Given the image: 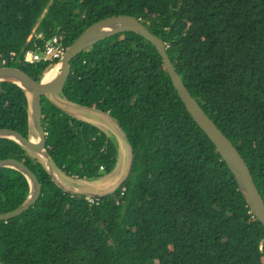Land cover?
Returning a JSON list of instances; mask_svg holds the SVG:
<instances>
[{"label": "trees", "instance_id": "trees-1", "mask_svg": "<svg viewBox=\"0 0 264 264\" xmlns=\"http://www.w3.org/2000/svg\"><path fill=\"white\" fill-rule=\"evenodd\" d=\"M119 14L138 17L167 43L185 85L238 149L264 201V0H0V51L23 52L34 30L63 34L69 46L93 22ZM12 65L37 80L49 68ZM60 96L108 111L134 147L133 168L113 194L89 204L53 179L42 155L0 138V158L24 161L42 184L34 205L0 222L1 262L264 264V226L149 40L124 31L88 47L73 59ZM68 109L41 97L51 162L80 181L102 180L116 164V145L103 127ZM0 127L33 135L26 90L10 81H0ZM29 192L22 172L0 167V214Z\"/></svg>", "mask_w": 264, "mask_h": 264}, {"label": "water", "instance_id": "water-1", "mask_svg": "<svg viewBox=\"0 0 264 264\" xmlns=\"http://www.w3.org/2000/svg\"><path fill=\"white\" fill-rule=\"evenodd\" d=\"M124 31L136 32L149 40L156 47L162 56L173 85L176 88L178 95L184 102L187 110L213 142L221 156V159L225 162L226 166L234 176L238 189L242 193L250 211L264 226V201L254 183L251 171L249 170L245 160L239 153L238 149L217 127L211 116L206 113L185 85L176 69L175 64L172 62L167 52V43L160 36L153 33L149 27H147L138 17L134 15H112L97 20L89 25L77 37H75L72 43L68 46L63 59L58 65V72L52 77L47 78L45 74L40 80H37L20 67L0 66V81H10L16 83L26 90L31 127L36 132L35 136L32 135V137H28L14 128L0 127V138L15 140L28 150L42 155L44 161L48 165L53 179L68 192L91 195L94 197H104L113 194L125 182L133 168L134 147L132 143L119 122L108 111L72 102L60 96V92L64 89L71 76L73 59L79 53L107 37ZM42 95H48L51 100L60 107L72 110L83 109L95 112L107 119L109 123L114 126L118 134L126 142L129 149L128 168L123 178L114 187L101 192H80L64 185L56 176L48 154L51 134L41 113ZM71 113L73 112L71 111ZM0 167L14 168L22 172L30 183V192L26 199L15 209L7 211V213L0 214V222H8V220L21 215L38 201L42 193V184L32 168L20 159L15 157L0 158ZM0 264L5 263L0 261Z\"/></svg>", "mask_w": 264, "mask_h": 264}, {"label": "built area", "instance_id": "built-area-1", "mask_svg": "<svg viewBox=\"0 0 264 264\" xmlns=\"http://www.w3.org/2000/svg\"><path fill=\"white\" fill-rule=\"evenodd\" d=\"M29 47L18 53L14 49H4L0 51V66H10L11 63L38 64L47 63L48 70L45 74L54 68H58L63 59L68 46L65 43L63 34H55L46 37L42 32L34 30L28 37ZM104 169V166H101ZM89 204H100L101 197L85 195Z\"/></svg>", "mask_w": 264, "mask_h": 264}, {"label": "rangeland", "instance_id": "rangeland-1", "mask_svg": "<svg viewBox=\"0 0 264 264\" xmlns=\"http://www.w3.org/2000/svg\"><path fill=\"white\" fill-rule=\"evenodd\" d=\"M25 64H27V63H25ZM73 110H71V111L78 118H82V119H85V120L92 121V122H94L96 124H99L101 127H103L104 131L108 135L111 136L112 140L114 141V143L116 145L117 161H116V164L113 167V170L110 173H108L107 176L105 175L104 179H105L106 182H108L107 183L108 185L112 184V183H115V182H118L120 177H121V175H119V174L122 172L123 168H124V173H125V171H126V169H125L126 168V163L129 160V150L127 148L126 142L118 134V132L114 128V126L111 125L109 123V121L107 119H105L104 117H102L101 115L96 114L95 112H92V111H89V110H83V109H73ZM122 178H123V176H122ZM97 180L99 182H103L104 181V180H101V178H98V179H93V180H85V182H87V184H89V185H94L96 183H99Z\"/></svg>", "mask_w": 264, "mask_h": 264}, {"label": "crops", "instance_id": "crops-1", "mask_svg": "<svg viewBox=\"0 0 264 264\" xmlns=\"http://www.w3.org/2000/svg\"><path fill=\"white\" fill-rule=\"evenodd\" d=\"M31 131H32L33 135L35 136V134H36L35 130L32 128ZM127 148H128V146H127ZM128 163H129V160L126 163V168H125L126 170L128 168ZM53 169H54V171L56 173V176L60 179V181L64 185H67L68 187H70V188H72V189H74L76 191H80V192H101V191H107V190L111 189L112 187H114L122 179V176H124L125 173H126V171L124 173V168H123L122 172L119 174V175H121L119 181L115 182V183H112V184H109V185L107 184L108 182H106L105 179H102V180H104L103 182H99L97 180L99 183H96L94 185H89V184H87V182L80 181V179H77V176H75V175L70 177L63 170H60L58 168L55 169L54 166H53ZM104 169H105V167H104Z\"/></svg>", "mask_w": 264, "mask_h": 264}, {"label": "bare ground", "instance_id": "bare-ground-1", "mask_svg": "<svg viewBox=\"0 0 264 264\" xmlns=\"http://www.w3.org/2000/svg\"><path fill=\"white\" fill-rule=\"evenodd\" d=\"M57 72H58V68H54L53 70L47 72L45 76H46L47 78H48V77H52V76H54Z\"/></svg>", "mask_w": 264, "mask_h": 264}]
</instances>
